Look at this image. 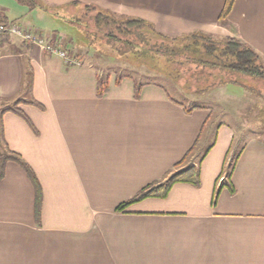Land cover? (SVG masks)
Listing matches in <instances>:
<instances>
[{
    "label": "crops",
    "instance_id": "0c3cea01",
    "mask_svg": "<svg viewBox=\"0 0 264 264\" xmlns=\"http://www.w3.org/2000/svg\"><path fill=\"white\" fill-rule=\"evenodd\" d=\"M36 1L30 9L0 0V23L32 27L80 65L18 38L0 42L2 142L41 190L37 215L35 184L7 162L0 264H264V137L215 120L212 103L189 107L158 85L137 94L133 80L102 70L108 61L82 60L72 20L86 4L169 38H236L264 65V0H235L226 20L227 0ZM99 79L108 83L103 93ZM226 90L221 100L245 94ZM190 166L199 185L177 183L164 198L117 211Z\"/></svg>",
    "mask_w": 264,
    "mask_h": 264
},
{
    "label": "rangeland",
    "instance_id": "374dc122",
    "mask_svg": "<svg viewBox=\"0 0 264 264\" xmlns=\"http://www.w3.org/2000/svg\"><path fill=\"white\" fill-rule=\"evenodd\" d=\"M97 14L92 6L82 4L72 19L83 37L80 42L85 45L80 50L82 60L94 66L102 58V62H111L101 65L105 73L109 71L116 77L131 79L135 84L158 85L165 94L189 107L212 103L215 120L235 125L238 135L244 138L264 137V112H259V109H264V82L212 68L210 64L199 62L200 55L197 54H192L190 61L184 57L169 58L171 62L165 57L158 58L147 49L144 51L142 38L138 37L143 34L152 39L156 37L152 31L129 26L124 28L126 21L123 20L121 26L105 20L97 25ZM204 59L206 61V57ZM227 87L233 93L244 91L245 94H234L228 100H221L218 95L221 92L226 94ZM192 157L189 156L185 165L193 161Z\"/></svg>",
    "mask_w": 264,
    "mask_h": 264
},
{
    "label": "trees",
    "instance_id": "16d2710c",
    "mask_svg": "<svg viewBox=\"0 0 264 264\" xmlns=\"http://www.w3.org/2000/svg\"><path fill=\"white\" fill-rule=\"evenodd\" d=\"M20 4H23L30 9L38 7L36 0H17ZM235 0H227L226 6L221 14V20H226L230 15ZM74 4H80L75 1ZM94 11L98 14L95 17V22L97 25H101V21L105 20L114 24H124L121 20L126 21L123 27H132L139 30L140 28H147L152 31L156 37L148 38L146 35L139 34L138 37L142 38L141 45L144 47V51L156 55L158 58L165 57L171 62L169 58H185L191 60L192 54L200 55L199 62L210 64L212 68H220L232 72L233 74L243 75L249 77L250 79H256L258 81L264 82V65L260 55L250 46L243 43L236 38H226L223 40H215L206 35H192L183 38H169L163 36L156 31H154L149 25H147L142 20L137 19H123L116 16H110L102 11H99L96 7H92ZM121 29V27H118ZM206 57V61H204ZM202 58V59H201ZM204 59V60H203ZM211 59L213 62H210ZM197 61V62H198ZM146 84H136L137 94L140 92L141 88ZM108 83L102 79L98 80V90L103 93L107 90ZM264 99V97H263ZM198 107H193L188 110V112L193 111ZM260 113L264 112V109H259ZM2 142V135L0 130V181L4 177L5 167L7 162L14 161L19 163L27 172L29 177L32 179L33 183L37 189V199H36V209L37 215H39V210L41 207V190L38 181L31 170V168L24 163L21 158L5 149V145ZM4 149V151H3ZM190 154V153H189ZM187 155L185 159L188 157ZM184 159V160H185ZM183 160V161H184ZM200 174L199 170L195 166H190L184 170L174 173L167 181L161 184L149 185L132 200L121 204L117 211L122 212L129 208L131 205L140 202L141 200L159 197L164 198L167 196L171 187L177 183H189L193 185H199Z\"/></svg>",
    "mask_w": 264,
    "mask_h": 264
},
{
    "label": "built area",
    "instance_id": "2783aa9c",
    "mask_svg": "<svg viewBox=\"0 0 264 264\" xmlns=\"http://www.w3.org/2000/svg\"><path fill=\"white\" fill-rule=\"evenodd\" d=\"M4 36L18 38L32 45L38 46L48 54L62 58L69 66L80 65L77 60L69 56L67 50L62 48L60 44L46 41L32 27L23 26L20 23H0V42Z\"/></svg>",
    "mask_w": 264,
    "mask_h": 264
}]
</instances>
